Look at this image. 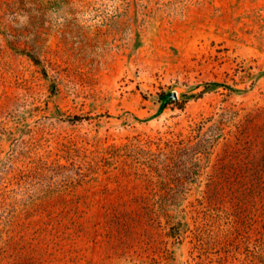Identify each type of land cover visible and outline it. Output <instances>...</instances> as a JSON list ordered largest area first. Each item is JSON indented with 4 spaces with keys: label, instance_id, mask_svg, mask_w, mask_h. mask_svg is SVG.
<instances>
[{
    "label": "rangeland",
    "instance_id": "rangeland-1",
    "mask_svg": "<svg viewBox=\"0 0 264 264\" xmlns=\"http://www.w3.org/2000/svg\"><path fill=\"white\" fill-rule=\"evenodd\" d=\"M0 264H264V0H0Z\"/></svg>",
    "mask_w": 264,
    "mask_h": 264
},
{
    "label": "trees",
    "instance_id": "trees-1",
    "mask_svg": "<svg viewBox=\"0 0 264 264\" xmlns=\"http://www.w3.org/2000/svg\"><path fill=\"white\" fill-rule=\"evenodd\" d=\"M197 127H200V124H196L194 126H191V130L193 132H195ZM170 134H172V133H170ZM179 137L180 136L175 135L174 133L172 134V138L168 139L167 143H166L169 149L172 150V149H174L175 146H177V147L178 146H181V147L184 146L182 149H186V147H185L186 142L183 139H180ZM149 168L153 169L154 167H153V165H149ZM146 175H148V174H146ZM208 208L210 209V213H211V211L215 210V208H213V204L211 202H209Z\"/></svg>",
    "mask_w": 264,
    "mask_h": 264
},
{
    "label": "water",
    "instance_id": "water-1",
    "mask_svg": "<svg viewBox=\"0 0 264 264\" xmlns=\"http://www.w3.org/2000/svg\"><path fill=\"white\" fill-rule=\"evenodd\" d=\"M176 96V95H175Z\"/></svg>",
    "mask_w": 264,
    "mask_h": 264
}]
</instances>
